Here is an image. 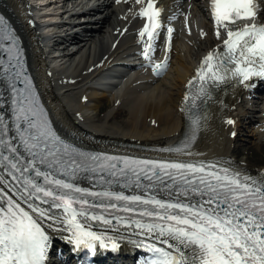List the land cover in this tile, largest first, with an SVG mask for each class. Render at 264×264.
I'll return each mask as SVG.
<instances>
[{"label": "bare ground", "instance_id": "6f19581e", "mask_svg": "<svg viewBox=\"0 0 264 264\" xmlns=\"http://www.w3.org/2000/svg\"><path fill=\"white\" fill-rule=\"evenodd\" d=\"M203 1L163 0L166 20L171 17L176 21L168 29L166 22L158 28L160 35L155 41L149 42L152 45L149 50L135 27L139 10L146 0H134L123 8L116 0L95 1L93 6L97 7V10L92 16L94 23L72 27L71 32L65 34L67 41L81 39L82 42L76 54L67 55L64 57L65 61L63 59L59 61L62 65L68 64V70L73 75L79 72L72 77L51 74L52 68L46 64V52L42 46L43 43L47 44V38L41 36L26 17L28 0H0V10L16 25L25 42L29 43V54L34 60V67L38 70L37 77H41L40 85L55 115L63 122L62 129L65 134L106 147H114L118 143L167 147L178 140L184 131L187 90L194 78L193 71L198 61L208 51L212 50L215 53L216 49L229 44L233 48L235 61L240 69L249 72L262 64V59L255 49L240 51L238 48L249 41L252 35L256 36L264 31V0H259L257 4L259 13L256 19H249L248 25H228L222 20L218 22V27L211 24ZM91 6L82 4L78 11H87ZM197 14L201 16L200 29L197 28ZM177 21H182L186 31L193 27V33L186 35L181 32L177 28ZM81 28L93 30L84 29L82 35H79L78 31ZM169 31H173L170 37L167 35ZM200 34H203L202 38ZM228 35L232 36L230 41L226 39ZM112 38H116L115 41L118 42L116 47L114 41L113 45L109 41ZM129 51H133L134 55L144 61L139 69L145 74L128 84L127 90L120 96H107L105 93L91 90V82L105 68L114 66L118 58ZM195 60L197 62L194 63ZM160 62L166 64L164 74L153 79L149 68L157 67ZM92 68L94 70L90 71ZM252 84L255 83L243 81L237 86V83L227 81L216 85L218 91L214 95L210 94V111L204 121L200 137L189 152L171 157L145 149L138 153L176 162L222 164L264 180V167L258 168L251 163L249 155L252 148L248 146L249 141L239 139L248 143L236 145L234 142L238 140L232 141L230 138L233 131L237 133L245 131L246 125L250 128L247 137L255 139V143L253 141L251 143L264 153V100L247 99L251 94L249 86ZM75 92L80 95L78 98L75 97L74 101ZM104 100L117 105L110 114L115 112L122 115L125 110L129 113L128 128L123 129L95 119L97 113L102 112ZM258 113L262 115L258 116ZM230 120H235L234 125L229 124ZM121 149L135 151L129 148ZM0 191L6 193L21 211L26 210L41 224L47 243L55 244L61 238L68 239L71 236L65 229L69 228L68 224L44 214L20 196L16 189H11L1 170ZM9 208V204L0 200V264H13L17 259V255L12 253L11 231V217L15 213L11 210L10 214ZM125 243L122 242L121 245Z\"/></svg>", "mask_w": 264, "mask_h": 264}, {"label": "rangeland", "instance_id": "374dc122", "mask_svg": "<svg viewBox=\"0 0 264 264\" xmlns=\"http://www.w3.org/2000/svg\"><path fill=\"white\" fill-rule=\"evenodd\" d=\"M103 103H104L105 109L103 108L101 110H103L104 113H103V115H101V113H97L98 115H96L95 119L97 121H104V122H107L108 124L119 126L120 128L122 127L123 129L128 128L127 127V125H128L127 120H129V117H130L129 113L125 110L124 113H122V115H117V113H115V112L110 114V112H112V110H114L113 102L109 103V101L104 100ZM108 114H110V115H108ZM107 115L109 116L108 118H106ZM240 132L242 133L243 136H241V137L238 136L236 139L238 141H236L235 144L239 145V144H243V143H248L245 141L242 142L239 139H244L246 141H249L248 146L250 148H252L251 154L249 155V157L251 159V163L255 164L258 168L264 167V153H263V151L258 149L255 146V144L251 143L252 141L255 143V139H249L247 137V133L249 134L250 128L246 127L245 131H243V132L240 131ZM241 133H240V135H241Z\"/></svg>", "mask_w": 264, "mask_h": 264}]
</instances>
